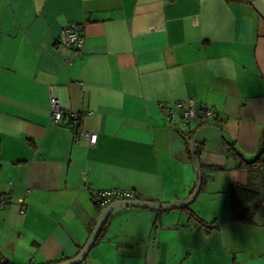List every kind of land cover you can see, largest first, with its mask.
I'll return each mask as SVG.
<instances>
[{
  "label": "crops",
  "instance_id": "obj_1",
  "mask_svg": "<svg viewBox=\"0 0 264 264\" xmlns=\"http://www.w3.org/2000/svg\"><path fill=\"white\" fill-rule=\"evenodd\" d=\"M69 23L83 38L73 48L59 40ZM50 96L82 114L94 145L74 141L67 116L50 121ZM177 100L215 113L179 128ZM231 145L264 158V0H0L5 262L75 256L100 215L96 190L181 203L200 171L185 206L112 211L80 264H264V163L241 166ZM232 182L259 189L249 221L227 207Z\"/></svg>",
  "mask_w": 264,
  "mask_h": 264
},
{
  "label": "built area",
  "instance_id": "obj_2",
  "mask_svg": "<svg viewBox=\"0 0 264 264\" xmlns=\"http://www.w3.org/2000/svg\"><path fill=\"white\" fill-rule=\"evenodd\" d=\"M60 42L66 47L73 48L81 44L83 38L80 34V30L77 24L69 23L63 27L59 36ZM50 121L53 123H59L65 116L70 119V126L73 131V139L75 142H79L81 138H86L89 145H94L97 141V132L93 130L85 129L81 125L82 114L74 111L65 110L59 104L58 100L54 96H50ZM159 106H163L162 103ZM167 118L169 121H173L174 125L179 128L188 126L191 120L199 119L201 124H206L209 119L214 115V109L205 105L195 108L193 102L188 100L183 103L177 100L168 107ZM177 117L175 120L174 118ZM93 201L100 206H107L108 204L118 200L135 199L134 191L130 188H111L101 189L93 192ZM10 202L9 195H3L0 197V207L7 205ZM0 264H7L0 256Z\"/></svg>",
  "mask_w": 264,
  "mask_h": 264
},
{
  "label": "trees",
  "instance_id": "obj_3",
  "mask_svg": "<svg viewBox=\"0 0 264 264\" xmlns=\"http://www.w3.org/2000/svg\"><path fill=\"white\" fill-rule=\"evenodd\" d=\"M199 150L200 148H197L195 151H193V155L195 156L199 152ZM229 150L231 151L233 155L237 156L240 159L241 166H248L250 168L256 169V168H259V166H261L262 163H264V158L261 157V154H259V156H257L254 160L247 161L241 156V154L236 150L234 146L231 145ZM201 186H202V182H201ZM226 194H227V207L231 211L233 219L244 221V222L249 221L254 211L259 206V199H260L259 189L251 185H242L236 182H232L228 185ZM95 204L97 205L99 212H101L102 206H100L97 203ZM188 213L191 219H193L194 221L198 222L200 225L206 228H210V226H208V223L204 222L198 215H196L190 209H188ZM109 215L107 216L95 242H97L99 238L101 237L103 230L109 219ZM95 224H96V221L92 222L89 228L90 232L95 226ZM81 248L79 249V251L81 250ZM79 251L77 252V254L79 253ZM68 259L70 258H62L60 260L54 261L51 264H56V263H59V262H62Z\"/></svg>",
  "mask_w": 264,
  "mask_h": 264
},
{
  "label": "water",
  "instance_id": "obj_4",
  "mask_svg": "<svg viewBox=\"0 0 264 264\" xmlns=\"http://www.w3.org/2000/svg\"><path fill=\"white\" fill-rule=\"evenodd\" d=\"M198 179L196 182V188L193 192V194L185 199L183 202H171L168 204H162L160 202H150L145 200H138V199H129V200H118L114 201L107 206L100 212V215L96 221L95 226L93 227L86 243L83 245L79 253L62 262L56 263V264H80L84 259L86 258L87 254L89 253L91 247L96 241V238L98 234L101 231V228L107 218V216L114 210L122 208V207H128V206H136V207H145L155 210H165L166 208H172V207H179V206H185L190 203V201L197 195V193L200 190L201 187V181H202V175L201 172H198Z\"/></svg>",
  "mask_w": 264,
  "mask_h": 264
}]
</instances>
